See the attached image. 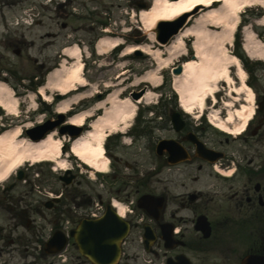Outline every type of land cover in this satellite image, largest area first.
Masks as SVG:
<instances>
[{
	"label": "flooded vegetation",
	"instance_id": "af4514ba",
	"mask_svg": "<svg viewBox=\"0 0 264 264\" xmlns=\"http://www.w3.org/2000/svg\"><path fill=\"white\" fill-rule=\"evenodd\" d=\"M71 15L68 9L59 7L56 10L57 24L66 27L67 24H61L59 19H69ZM61 36L57 34L59 39ZM261 124L263 127L258 132L253 130L250 134V161L246 165L233 162L229 155L219 163L224 170L236 167L237 176L231 180L218 177L214 172L215 165L199 158L196 147L190 143H185L190 152L188 162L171 164L167 156L162 168L154 167L142 178L138 174L121 175L116 170L115 175L105 177L104 189L98 195L100 206L107 207L118 200L126 208L138 210L128 216L131 232L123 244L121 264H158L159 260L167 264V260L181 256L188 257L192 264H241L249 254L264 255V120H259L258 126ZM191 132L186 125L185 132L180 133L181 140ZM203 135L199 134V137L206 140ZM74 176L70 187L57 191L66 197L68 205L55 216V220L60 222L66 218L69 225L76 226L81 219L80 211L91 212L95 200L82 187V179ZM206 179H211V184L204 185ZM143 196L151 197L149 209L139 208ZM2 198L0 210L8 211L14 229L9 231L0 227V258L21 249H35V243H31L27 235L36 229L38 220L30 218L32 214L41 217L45 212L40 207L31 210L33 205H30L28 196L14 198L4 191ZM32 202L38 203V200ZM60 206L59 203L53 204V210ZM200 219H207L210 224L209 239L198 229ZM147 226L152 231L148 240L150 250L145 248ZM248 226L256 228L250 230L248 243H243L242 235ZM19 228L25 231L14 232ZM135 249L138 252L130 254L129 251Z\"/></svg>",
	"mask_w": 264,
	"mask_h": 264
},
{
	"label": "bare ground",
	"instance_id": "6f19581e",
	"mask_svg": "<svg viewBox=\"0 0 264 264\" xmlns=\"http://www.w3.org/2000/svg\"><path fill=\"white\" fill-rule=\"evenodd\" d=\"M215 3H219L217 8H213ZM260 5L264 8V0H154L151 9L140 14V21L144 30L151 34L159 21H170L185 14L198 12L199 17L193 22V26L182 31L167 48L170 59H177L185 55L186 39L195 40L194 49L197 59H190L185 62L182 75H175L174 89L180 95L181 101L187 112L198 107L205 108L206 100L210 95L215 96L219 90V85L227 82L231 85L229 97L232 99L226 102L229 108L228 119H215V124L222 130L228 131L233 136H242L245 128L255 114V108L251 103L256 101L255 92L244 84L246 73L241 68L238 58L230 53L229 46L233 45L234 35L240 21V14L244 9ZM264 25V19L262 23ZM216 27L218 31L211 32L208 28ZM120 44V40L103 38L99 42L98 50L100 54H107ZM253 39L247 35L244 48L253 59L264 60V44L259 43L254 49ZM152 47H129L126 55H132L138 50L155 57L159 63L156 71H162L168 60L163 59L161 50H153ZM166 48V47H165ZM65 54L74 60H80L81 49L76 46L65 50ZM238 67L237 76L241 79V86L236 85L233 78L232 68ZM83 64L77 62L71 68L57 70L50 75L48 87L68 94L76 90L77 86H84L86 81L82 76ZM158 78L155 75L147 74L142 80H147L155 88L158 87ZM234 84V86H233ZM46 88V89H47ZM42 94L46 97L45 89ZM115 93L108 98L111 108L105 109L102 118L93 124L92 130L75 140L72 144V154L79 158L84 164L90 166L95 171L105 173L108 169V161L105 160V149L103 142L108 132H115L121 126L127 125V119H133L138 109L135 102L130 98L121 100ZM151 92H148L138 101L150 103ZM68 96V95H67ZM246 98L243 99L242 97ZM84 97L83 94L76 95L75 98L65 100L60 106L61 111H67L73 101ZM121 100V101H120ZM249 102V105L246 103ZM235 102V103H234ZM18 99L4 85L0 84V107L9 112V115H17ZM237 104L241 106H237ZM232 107V109H231ZM234 110V111H232ZM86 114H81L72 120L76 126H82L85 122ZM238 120L241 123H237ZM234 124V128L230 125ZM22 129L17 128L11 132L0 134V182L6 181L13 173L22 168L27 162H54L63 171L69 170L65 161L62 160L64 145L63 139L57 138V134H50L45 140L39 143L30 141L17 142L21 136ZM124 214V207L121 208Z\"/></svg>",
	"mask_w": 264,
	"mask_h": 264
},
{
	"label": "rangeland",
	"instance_id": "374dc122",
	"mask_svg": "<svg viewBox=\"0 0 264 264\" xmlns=\"http://www.w3.org/2000/svg\"><path fill=\"white\" fill-rule=\"evenodd\" d=\"M1 1V0H0ZM153 0H139V1H134V0H101L96 2H91L89 0H79L78 1V11L85 12V9H91L92 11H98L103 13L102 15H99L100 17L105 16L107 11L109 13L112 12V10L115 11L116 19L120 24L125 25V30L129 31L131 28L138 26L142 29V25H140L139 17L136 15L137 11L141 8L142 5H146L145 9H149L152 5ZM52 0H8V2H5L6 6L2 5V2H0V30L1 24H2V14L5 15L6 19L9 20L13 25L16 26L17 23H20V27H22L21 20L23 18H26V16L31 15V11H34L35 16L33 14L31 15L32 18H41L43 20L44 29L38 30L40 33H37L35 31L32 32V37L34 39H37L38 42L36 43L35 47H31L29 50L30 54L33 55H42L40 57H43V60L46 59L47 63L53 62L55 60V52L58 49L57 46L59 47V43L54 42V39L52 38H47L44 40V43H47L49 48H46L44 54L41 52L42 50V41L39 40L40 35L42 33L46 32H51L58 34L60 33L62 36H66L69 33L73 34V39L75 41H80V40H85L86 41V46L88 48H92L93 45L97 44L98 41L102 38V36L98 37V34L100 33V29H98L97 26L94 25V23L90 22H83V21H76L73 20L72 22L70 21V28H68L65 31L60 32L57 28L56 22H55V17L53 18V9H52ZM140 5V6H139ZM49 6V7H48ZM3 8V10H1ZM143 9V10H145ZM142 11V10H141ZM262 12L264 14V11L260 7H254L251 10L247 11L245 15L242 16L241 22H243V25H247L251 23V26L246 30V35L253 33L255 31L256 33H264V28L260 27L258 25V22H260V19L258 17V14ZM28 14V15H26ZM114 14V15H115ZM264 16V15H263ZM30 20V18H29ZM246 27V26H245ZM23 28V27H22ZM212 30H216L214 28H210ZM16 31V30H14ZM22 31V30H19ZM131 38L128 39L127 37V46H133L135 45L133 42L136 39H139L142 45L145 46H150L152 47L151 49L157 50L158 48H154L153 44L149 41V35L142 29L141 31H137L136 33L134 32L131 33ZM253 39L255 38L252 35ZM58 38V37H57ZM64 41L66 42V39H59L57 41ZM49 42V43H48ZM78 44V42H75ZM50 44V45H49ZM59 44V45H58ZM74 44V43H73ZM73 44L68 45L72 46ZM157 47V46H156ZM235 48L234 47L230 48V51L233 52ZM256 49V48H255ZM113 58V57H112ZM112 58H106V56L103 57V59L100 61V64L102 68H99L98 65L97 67H90L86 69L84 72L85 78L89 82V77H93L95 83L97 84L96 87L99 89H104L105 84H116V83H122L124 79H126L124 85L117 86L116 89L120 92L123 91V89H126L129 87V90L127 92H131L133 90L139 91L143 88L142 85H140V82L142 81L143 77L146 74H154L155 77H157L159 80L158 83H163V86L160 91L153 92L152 99L154 103L157 102L158 100L161 99V94L163 95V98H169L175 95L174 89H173V77L171 74L170 69L174 66V63L176 62L174 59L169 60L168 63L165 65V67H168L165 71H156V69L159 66V63L152 59L150 56H145L142 58L138 57H131L129 60L122 62L121 64L123 66H126L124 69L120 68H115V65L117 64V61L113 60ZM163 58L166 60L168 59V56L165 54V51H163ZM23 59L16 58L10 50L6 51V49L2 48L0 46V69H6V71L15 69V66L12 65V63H18L17 67H25V64H22ZM49 65V64H46ZM37 65L30 64L27 67V70H29V73H33V70L35 69ZM12 67V69H11ZM134 69V70H132ZM131 70L129 73L128 71ZM90 71V72H89ZM125 71V75L121 77L119 80H115V77L118 75L119 72ZM235 69H233V77L235 79L236 85L239 86L238 80L235 76ZM157 83V84H158ZM253 84L256 89V95H257V101L262 100L264 97V72L260 71L257 73V78L255 81H253ZM140 85V86H139ZM143 85H148V84H143ZM135 86V87H134ZM139 86V87H137ZM230 86L222 83L219 85V89L222 91L221 94L218 96L219 99V106L216 107L217 112H222V116L226 115V111H224V104L227 101H230L228 97V90ZM149 89L154 90L153 87H149ZM149 90V91H151ZM114 93V92H113ZM110 92V94H113ZM109 94V95H110ZM49 96L51 97L50 93ZM53 96V95H52ZM243 99L246 97L243 96ZM210 102V101H209ZM247 102V101H246ZM21 103V101H20ZM22 104V103H21ZM249 105V102H247ZM146 105V104H145ZM110 106V105H108ZM144 103L141 107L140 110V115L144 118H150L151 117V111L152 109L148 108L147 106L143 108ZM37 108V106L32 107L31 106V101L30 99H27V104L25 106L21 105L19 108L18 115L20 116V119H16L15 117L10 116L11 120H9L10 123L13 124L12 127H10V130H14L15 128H22L25 130L26 127L29 125L36 124L37 121L40 119L42 120L43 117L39 115H33V109ZM264 114V112H263ZM5 118V116H3ZM22 117V118H21ZM29 117V118H28ZM226 117V116H225ZM13 118V119H12ZM26 118V119H25ZM129 123V120H127ZM133 123V122H132ZM238 123V122H237ZM2 124V121L0 119V125ZM131 124V122H130ZM8 130V129H7ZM245 136V135H244ZM242 136L240 138H232L230 144H226L224 141L223 136H216L215 134H211L210 138L217 140H221L223 142L222 147L226 149L227 151L234 152V153H244V152H249V143L246 141L245 137ZM25 137H19L16 139L17 142H24ZM141 142L136 143L135 147L133 149H125L124 151H121L118 153V156L122 157L123 160H121L118 164H115V168H117V172L122 175L124 174H132L136 175L139 174L140 176L143 177L144 174H147L150 169H152L155 166H160L161 162L158 161V158L156 157L155 153L151 150L145 149V140L141 139ZM157 158V159H156ZM63 160H67L66 157L62 158ZM125 161L129 162V167L130 170L127 169ZM158 164V165H157ZM66 165L68 168H71V162H66ZM162 167V166H160ZM23 168H28V177L26 180L23 182L15 181L17 183V187L12 191V195L14 198H21L22 196H28V199H34V196H42V194L48 196L51 195H57V191L61 190L63 187V183L60 182L59 176L63 173V171L60 170L59 166L54 164V163H43L40 165L36 166H30V164H26ZM22 168V169H23ZM164 168V167H163ZM166 170V169H165ZM132 171V172H129ZM86 171L84 170V174L82 175V187L85 188V191L91 194V196L94 197V199H97L99 194H102L103 184H102V177L96 176L92 177L95 178L92 180L88 175H86ZM211 179H206L204 180V185H209L211 184L210 182ZM46 198V197H44ZM47 199V198H46ZM1 201V200H0ZM4 206V204H2ZM8 212L7 210L5 211H0V224L6 227H11L14 229V226L11 225V222L9 221V215L6 213ZM10 213V212H9ZM53 216H49L48 220H51ZM51 226L46 225L45 231L46 234L49 232ZM21 231V230H20ZM44 233V232H42ZM41 233V235H42ZM28 238H31V235H28ZM243 243H246L245 241H242ZM31 253V252H30ZM68 256L71 255V259L67 263L64 264H87L84 259L79 258V252L77 248L74 246L68 248L67 250ZM7 260V263L5 264H32L33 258L30 257L28 258V261L22 260L19 258L17 259H11L7 258L5 260H0V264H4V262ZM54 259H46L45 261H41L39 264H49L52 262ZM162 262H159L161 264Z\"/></svg>",
	"mask_w": 264,
	"mask_h": 264
},
{
	"label": "water",
	"instance_id": "95a60500",
	"mask_svg": "<svg viewBox=\"0 0 264 264\" xmlns=\"http://www.w3.org/2000/svg\"><path fill=\"white\" fill-rule=\"evenodd\" d=\"M186 18L187 16L174 24L162 23L160 28L157 30L158 35L169 39L172 35L178 32V30L184 24ZM164 25H166L167 28L164 27ZM178 72H180V70ZM105 226L107 227V224L103 225L101 228H104ZM82 231L83 233L81 235L83 237H81L79 241L81 243V249L83 253L87 254L90 252L91 254H94V256H99L101 253H103L105 250V248H103L105 238H103L102 235L98 236L92 233L87 235L86 228ZM83 241L85 242L83 243ZM243 264H264V258L251 256L248 257Z\"/></svg>",
	"mask_w": 264,
	"mask_h": 264
}]
</instances>
